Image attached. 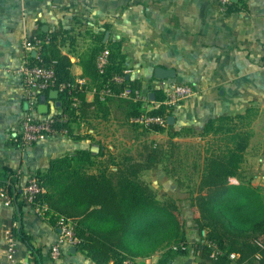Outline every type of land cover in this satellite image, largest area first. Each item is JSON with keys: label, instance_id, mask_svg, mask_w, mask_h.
I'll list each match as a JSON object with an SVG mask.
<instances>
[{"label": "crops", "instance_id": "obj_1", "mask_svg": "<svg viewBox=\"0 0 264 264\" xmlns=\"http://www.w3.org/2000/svg\"><path fill=\"white\" fill-rule=\"evenodd\" d=\"M231 1V8L224 12L217 0H0V171L7 168L16 172L23 190L32 177L49 168L51 161L76 151L120 155L116 138L125 130L128 143L140 144H165L172 133L181 132L174 140L184 146L201 140L212 119L255 112L258 115L246 162L240 177L231 181L251 183L264 195V0ZM58 32L64 33L61 53L70 59L68 71L73 83L85 80L87 102L94 101L97 89L84 76L81 61L98 46L97 36L102 34L105 43L119 45L131 78L141 81L146 94H154L152 101H157L163 87L171 82L190 85L195 95L174 109L163 132L133 124L134 117L127 118L126 111L111 99L106 102L105 120L100 113L97 119L73 125L78 139L68 134L43 136L23 147V122L46 116L38 110L41 98L37 109H30L29 95L18 73L26 55L23 44ZM31 55L36 57L34 52ZM158 68L174 70L176 78L156 79ZM45 96L49 114H57L59 100H52L49 93ZM100 128H106L109 137ZM255 143L259 149L253 156ZM249 173L258 183L244 178ZM15 215V208L6 206L0 197V264H34L31 251L20 240L15 262L8 260L7 233L20 226ZM22 222L34 247L42 251L44 264H96L77 247L69 246L62 247L59 259H53L51 248L60 231L30 207L25 209ZM186 235L187 254L176 256L169 264H211L195 251L204 232L196 228L193 218L186 222ZM165 251L167 248L135 263L158 264Z\"/></svg>", "mask_w": 264, "mask_h": 264}, {"label": "trees", "instance_id": "obj_2", "mask_svg": "<svg viewBox=\"0 0 264 264\" xmlns=\"http://www.w3.org/2000/svg\"><path fill=\"white\" fill-rule=\"evenodd\" d=\"M63 34L39 37L48 39L42 47L41 63L55 69L60 83H73L68 71L70 59L61 53ZM104 39V34L97 36L98 46L81 61L84 76L95 84L97 92L105 87L111 75L122 74L128 68L119 45H109ZM105 48L111 52L110 65L106 74L100 75L96 60ZM126 87L133 92L143 89L141 81L131 76H126L125 82L114 89L120 92ZM76 96L81 102L78 108L72 106L67 92L59 93L57 113V116H69V121L59 123L58 128L75 139L78 137L74 136L73 125L97 119L100 113L105 120L108 116L106 102L111 99L126 111L129 119L142 114V105L131 100L108 98L101 101L96 94L90 103L85 90L78 91ZM163 98V95L157 96L156 100ZM153 114L169 118L172 112L167 113L162 107ZM254 120L250 112L210 120L202 134V138H211L210 143L192 161L191 175L198 174V203L192 206L193 222L201 232H206L203 242L194 247L211 264H264V195L251 183L231 182L240 177L246 162L254 136ZM146 130L163 132L165 128ZM181 135V132L172 133L165 144L144 143L135 155H113L103 151L93 154L89 150H79L51 161L44 173L36 175L42 191L38 203L47 208L45 220L55 228L60 218L72 221L74 233L80 240L77 248L96 264H136V260L148 259L165 248L167 251L158 264H169L176 256H185L188 249L186 221L176 200L159 201L155 189L143 178L146 172L162 169L178 184L182 182L180 173L188 156L179 154L183 145L174 140ZM0 188L7 191L11 206L15 208V220L20 222L14 235L29 248L34 264H44L42 251L34 247L23 227V216L29 205L22 198L24 191L16 172L2 169ZM202 204L210 217L222 224L228 233L245 237V241H233L207 230L199 213ZM210 242L222 252L220 255L212 256L214 248L208 245ZM232 254L237 260L231 259Z\"/></svg>", "mask_w": 264, "mask_h": 264}, {"label": "built area", "instance_id": "obj_3", "mask_svg": "<svg viewBox=\"0 0 264 264\" xmlns=\"http://www.w3.org/2000/svg\"><path fill=\"white\" fill-rule=\"evenodd\" d=\"M217 3L224 12H228L232 5L231 0H217ZM46 43H48V39L33 37L23 44V50L26 55L18 73L22 77L25 89L29 95L30 109L36 110L40 103V98L54 90L58 91V93L67 92L72 100V106L78 108L81 102L76 93L85 90V80H80L77 83H60L55 69L46 67L41 63V51L43 45ZM32 52L36 54L35 58L32 57ZM110 56L111 52L108 48L99 53L96 60V68L100 75L106 74L107 68L110 65ZM131 75L132 72L129 68H126L122 74L111 75L105 87L99 92L96 91V94H99L101 101H106L108 98H121L140 103L142 105V114L134 117L132 123L141 128H166L168 126V117L155 115L153 111L164 107L167 113L173 112L184 101L195 95V91L190 85L178 82H171L163 87L164 98L162 101H152L143 89L133 92L130 88L126 87L124 90L117 92L114 86L122 85L125 82V77ZM69 119V116L65 114L60 116L48 114L36 120H25L22 124L20 135L21 145L23 147L31 146L43 136L57 137L60 134H67L66 130L58 128V124L66 123ZM23 191L26 204L35 211L38 217L45 219L44 213L47 211V208L38 203V196L42 191L36 176L28 181ZM0 197L6 206H11V200L4 188H0ZM58 229L60 236L56 244L51 248V255L55 260L60 258L62 247H77L80 244V240L74 233L72 221L60 218L58 220ZM7 236V257L11 263H14L17 255L18 239L14 235L13 230L8 231ZM208 245L214 248L213 257L222 253L212 242L208 243ZM236 257L235 254L231 255V259L233 260ZM124 264H128V262H124Z\"/></svg>", "mask_w": 264, "mask_h": 264}, {"label": "rangeland", "instance_id": "obj_4", "mask_svg": "<svg viewBox=\"0 0 264 264\" xmlns=\"http://www.w3.org/2000/svg\"><path fill=\"white\" fill-rule=\"evenodd\" d=\"M257 115L258 114L255 112L251 113V117H253L254 119H256ZM95 124L96 122H93L92 125ZM105 130L106 128H100V131H104V136L109 137L107 134H105ZM127 135H129V133L126 130L124 132L118 133L119 138L116 139L119 140L118 143H120V145L117 147L119 148V154L129 153L131 155H135L137 151L141 149L140 145L142 143H128ZM210 139L211 138H202L201 140L196 139L192 143L183 146V149L179 152V154L182 157L188 156V160L186 161L185 166L181 169L180 179L182 182L180 184H178L174 179L170 178L166 174L162 173V171H155L152 173L148 172L147 174H145V176H143V178L153 187V189H155L159 201L164 202L167 199L176 200L180 208L181 215L186 222L188 221V219L193 218L194 210L192 206L198 203V174L195 173L194 175H191L193 172V169L191 168L192 161L199 156L200 152H203L207 144L210 143ZM258 145L256 143L254 144L251 155H256L258 151L257 149H259ZM255 164L253 165V169H256ZM244 175L245 179H253L254 181H256V183H258V179H254V175H251L250 173ZM199 211V213H201V217L203 219L204 224L207 226V230H212L221 233L233 241H245V237H237L228 233L226 231V228L222 224H220L217 220H214V218L210 217L209 212L204 208L203 204L200 206ZM205 236L206 232H204V237Z\"/></svg>", "mask_w": 264, "mask_h": 264}, {"label": "water", "instance_id": "obj_5", "mask_svg": "<svg viewBox=\"0 0 264 264\" xmlns=\"http://www.w3.org/2000/svg\"><path fill=\"white\" fill-rule=\"evenodd\" d=\"M155 77L158 80L175 79L176 78V72L174 70L158 68V69H156ZM152 96H154V94H152L150 96L151 99H152ZM49 97L52 100H58V97H59L58 91H56V90L51 91L49 93ZM47 99H48V97L45 95L41 97V104H40L38 110L42 115H48L50 112V107L47 104ZM57 106H60V103H57ZM170 120H172V117L168 118V123L170 122ZM75 249H77V248L75 247Z\"/></svg>", "mask_w": 264, "mask_h": 264}]
</instances>
